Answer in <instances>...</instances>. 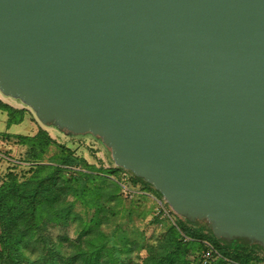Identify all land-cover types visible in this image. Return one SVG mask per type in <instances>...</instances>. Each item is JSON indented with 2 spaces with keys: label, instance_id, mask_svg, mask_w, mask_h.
Here are the masks:
<instances>
[{
  "label": "water",
  "instance_id": "water-1",
  "mask_svg": "<svg viewBox=\"0 0 264 264\" xmlns=\"http://www.w3.org/2000/svg\"><path fill=\"white\" fill-rule=\"evenodd\" d=\"M0 92L264 248V0H0Z\"/></svg>",
  "mask_w": 264,
  "mask_h": 264
},
{
  "label": "rangeland",
  "instance_id": "rangeland-1",
  "mask_svg": "<svg viewBox=\"0 0 264 264\" xmlns=\"http://www.w3.org/2000/svg\"><path fill=\"white\" fill-rule=\"evenodd\" d=\"M40 132L44 134L38 138ZM20 136L41 139L43 144H23ZM62 146L79 159L77 164L63 167L71 191L60 208L69 206L68 224L58 225L47 217L39 235L51 244L63 238L75 240L82 223L95 217L100 221L98 230L120 264L139 263L148 250L161 249L173 234L175 222L184 217L175 214L154 187L143 188L132 172L115 166L110 151L99 138L45 126L29 106L0 92V187L14 179L20 183L30 180L41 166L62 167ZM80 173L92 176L86 179ZM63 244L62 249L68 252L69 243ZM259 254L264 258V251ZM195 256V250L190 252L191 264H197ZM225 264L245 263L228 258Z\"/></svg>",
  "mask_w": 264,
  "mask_h": 264
},
{
  "label": "trees",
  "instance_id": "trees-1",
  "mask_svg": "<svg viewBox=\"0 0 264 264\" xmlns=\"http://www.w3.org/2000/svg\"><path fill=\"white\" fill-rule=\"evenodd\" d=\"M43 134L40 132L37 137L41 138ZM20 137L23 144H43L41 139ZM62 151L59 156L62 167L41 166L30 180L20 183L14 179L0 187V264H120L105 242L106 237L98 230L100 221L95 217L82 223L75 240L63 238L59 239L61 242L51 244L48 238L40 236L47 217L53 218L58 225L68 224L69 206L60 208L71 191L63 167L77 164L79 159L65 146H62ZM80 175L86 179L92 176ZM134 177L143 188L152 187L142 178ZM174 225L173 234L161 249L148 250L139 263L133 264H191L190 252L194 250V261L204 264L201 255L208 247L214 250L215 255L206 264L216 261L218 263L215 264H225L228 258L245 264L264 262L259 254L264 248L247 238L218 239L206 222H191L186 218ZM63 241L69 243L68 252L62 249Z\"/></svg>",
  "mask_w": 264,
  "mask_h": 264
},
{
  "label": "built area",
  "instance_id": "built-area-1",
  "mask_svg": "<svg viewBox=\"0 0 264 264\" xmlns=\"http://www.w3.org/2000/svg\"><path fill=\"white\" fill-rule=\"evenodd\" d=\"M159 206L161 208H163V202H160ZM159 212H161L160 209H159ZM214 255H215L214 250L211 247H208L207 250L205 252H203V254L201 255V259L204 262V264H206L209 260H211L213 258Z\"/></svg>",
  "mask_w": 264,
  "mask_h": 264
}]
</instances>
